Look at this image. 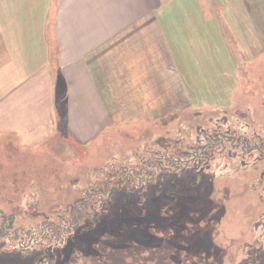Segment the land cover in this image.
<instances>
[{
    "label": "rangeland",
    "instance_id": "obj_1",
    "mask_svg": "<svg viewBox=\"0 0 264 264\" xmlns=\"http://www.w3.org/2000/svg\"><path fill=\"white\" fill-rule=\"evenodd\" d=\"M216 1L229 4L228 0ZM198 2L172 0L161 9L164 15H158L162 27L166 30L165 19L169 27L165 37L181 88L173 91V95H167L169 105L161 106L162 100H158V116L154 121H128L123 129L118 127L120 123L116 125L109 121L108 132L96 138L93 144L72 141L67 143V148L63 143L56 145L59 142L55 141L56 137L50 139L49 147L44 145L41 149L40 145L27 148L10 133L0 135V204L12 196L14 205H26L30 200L25 199L38 195L40 209L51 212L59 205H65L67 200L76 199L77 191L71 189L77 183L75 177L82 184L78 187L92 185L95 174L86 159L97 167L101 163L105 168V165L112 167L121 162L127 166L143 156L144 148L152 149L156 137H164L173 131L172 135L180 139L182 132L193 124L190 118L195 120L192 114L233 109L236 98L244 103L246 97H258L255 93L264 82V56L260 51L264 46V10L257 9L258 2L247 0L252 2L253 9L238 11L242 13L238 19L234 10H217L208 4L199 8ZM256 71H260V77L251 81ZM234 109L247 113V108L242 106ZM240 116L246 118L243 114ZM83 147L95 148L97 153L90 154L81 149ZM101 151L106 152L102 154ZM102 156H105L103 161L100 160ZM71 169L74 174H69ZM230 173L231 194H242L247 189L245 172ZM187 187L182 189L184 196H198V200H186L183 208L175 209L164 198L152 201L155 199L153 192L158 193L157 186L115 194L108 205L103 229L99 222L88 235L84 233L74 238L76 246H64L65 259L71 249L73 252L69 260H61V264H251L245 260L251 254H260L255 262L264 264V229H252L245 223L251 210L247 200L232 198L224 201L229 194V184L225 181H220L216 188L206 183L194 186L192 190ZM203 191L205 195L200 197ZM139 194L147 196L141 202L133 200ZM248 199L249 204L254 200L252 196ZM123 202L126 212L119 217ZM152 202L162 208L159 215L162 213V218L166 215L168 219L155 222L152 214L157 208ZM137 203H142L141 212L134 209ZM219 209L225 213L219 214ZM91 219L92 223L99 221L100 213L94 212ZM215 220L216 227H208ZM155 225L163 228L155 229ZM7 256L0 251V264H29V260L18 253L16 256L14 253L12 260Z\"/></svg>",
    "mask_w": 264,
    "mask_h": 264
},
{
    "label": "crops",
    "instance_id": "obj_2",
    "mask_svg": "<svg viewBox=\"0 0 264 264\" xmlns=\"http://www.w3.org/2000/svg\"><path fill=\"white\" fill-rule=\"evenodd\" d=\"M171 1L0 0V135L41 149L56 137L67 148L93 144L110 122L154 121L158 100L169 105L181 88L158 17ZM198 1L238 19L253 9L247 0ZM252 1L264 10V0Z\"/></svg>",
    "mask_w": 264,
    "mask_h": 264
},
{
    "label": "flooded vegetation",
    "instance_id": "obj_3",
    "mask_svg": "<svg viewBox=\"0 0 264 264\" xmlns=\"http://www.w3.org/2000/svg\"><path fill=\"white\" fill-rule=\"evenodd\" d=\"M259 77L260 71H256L250 80L256 81ZM255 94L258 97L249 96L244 103L237 101L234 104V108H247V113L230 108L217 109L213 113L192 114L195 120L190 118L193 124L182 132L178 137L180 139L172 135L173 131L164 137H156L153 150L144 148L143 156L138 161L129 162L127 166L116 162L118 164L112 167L105 165L103 168L102 163L97 167L92 165L93 161L87 159L86 162L91 164L95 174L92 185L86 186L87 188L78 187L82 184L75 177L74 181L77 183L71 189L77 191L76 199L72 202L67 200L65 205H59L51 212L40 209L41 200L38 195H31L25 199L30 200L28 204L18 206L14 205L12 196L6 198L4 204H0V251L7 253L8 260H12L14 253L15 256L18 253L20 257L25 256L29 264H61V260L65 259V250L62 251L64 246H76L74 238L81 237L80 234L84 233L88 235L99 222L103 229L112 196L124 190L135 192L151 185L159 189L158 193L153 192L155 199L152 201L164 198L175 209L179 206L183 208L186 200H198V196L185 197L182 193L184 187L191 189L206 183L211 188H216L220 181H225L229 184V194L223 200H247L251 210L244 219L245 223L252 229H264V82ZM240 114L246 118H240ZM104 157L100 160L103 161ZM243 171L247 177V189L240 195L231 194L230 172L236 175ZM175 184L177 186L169 187ZM204 195L205 192L200 197ZM145 196L147 195L139 194L133 200L141 202ZM249 196L254 198L250 204ZM152 203L157 208L152 216L159 223L162 218L159 211L163 210L156 202ZM140 205L142 203L134 206L137 212L142 211ZM122 210L119 217L126 212L124 202ZM96 211L100 213V220L92 223L91 215ZM222 212L225 213V210H218L219 214ZM126 217L128 219L129 215ZM163 218L168 219L166 215ZM215 223L216 220L208 227H216ZM98 226L99 224L97 228ZM154 227L163 228L160 225ZM72 252L71 249L66 257ZM258 256L260 254H251L245 260L258 264L259 261L255 262Z\"/></svg>",
    "mask_w": 264,
    "mask_h": 264
},
{
    "label": "trees",
    "instance_id": "obj_4",
    "mask_svg": "<svg viewBox=\"0 0 264 264\" xmlns=\"http://www.w3.org/2000/svg\"><path fill=\"white\" fill-rule=\"evenodd\" d=\"M127 255H129V253H128ZM70 256H71V255H69L68 258H66V260H69ZM100 258H101V256H100ZM97 259H99V258H97ZM65 262H67V261H65ZM65 264H66V263H65Z\"/></svg>",
    "mask_w": 264,
    "mask_h": 264
}]
</instances>
